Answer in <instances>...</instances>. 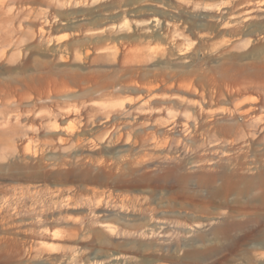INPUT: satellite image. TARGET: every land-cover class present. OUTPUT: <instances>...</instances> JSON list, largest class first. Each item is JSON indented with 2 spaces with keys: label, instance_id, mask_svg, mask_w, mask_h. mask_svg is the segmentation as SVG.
Instances as JSON below:
<instances>
[{
  "label": "rangeland",
  "instance_id": "obj_1",
  "mask_svg": "<svg viewBox=\"0 0 264 264\" xmlns=\"http://www.w3.org/2000/svg\"><path fill=\"white\" fill-rule=\"evenodd\" d=\"M0 264H264V0H0Z\"/></svg>",
  "mask_w": 264,
  "mask_h": 264
},
{
  "label": "bare ground",
  "instance_id": "obj_2",
  "mask_svg": "<svg viewBox=\"0 0 264 264\" xmlns=\"http://www.w3.org/2000/svg\"><path fill=\"white\" fill-rule=\"evenodd\" d=\"M107 226H109V225H107ZM110 227V226H109Z\"/></svg>",
  "mask_w": 264,
  "mask_h": 264
}]
</instances>
